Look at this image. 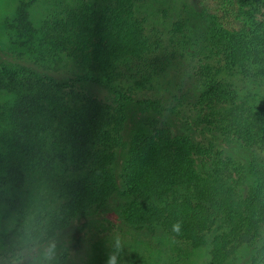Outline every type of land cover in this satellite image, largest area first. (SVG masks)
<instances>
[{"label": "trees", "instance_id": "trees-1", "mask_svg": "<svg viewBox=\"0 0 264 264\" xmlns=\"http://www.w3.org/2000/svg\"><path fill=\"white\" fill-rule=\"evenodd\" d=\"M37 1L4 22L0 210L16 228L0 260L18 236L76 238L74 222L119 194V221L177 255L206 246L208 264H237L247 247L264 264V98L224 76L264 79V0H188L159 23L142 9L154 0H43L40 17ZM133 111L147 115L126 134Z\"/></svg>", "mask_w": 264, "mask_h": 264}, {"label": "rangeland", "instance_id": "rangeland-1", "mask_svg": "<svg viewBox=\"0 0 264 264\" xmlns=\"http://www.w3.org/2000/svg\"><path fill=\"white\" fill-rule=\"evenodd\" d=\"M18 1L0 0V61L8 58L4 22L6 17L14 11ZM187 4L188 0H154L146 3L142 9L146 11L152 22L159 23L160 20H165L164 9L174 19L175 6L180 5L182 8ZM45 8L43 0H38L33 8V14L40 17L44 14ZM224 76L235 83L243 95L254 96L259 101L264 98V79L254 81L243 79L239 75ZM174 77L175 70H171L167 74L164 85ZM94 89L99 91L98 87L94 86ZM146 115L147 113L133 111L126 134L130 133L132 129L142 127ZM228 152L243 160L248 157L249 153L236 143L228 145ZM122 157L123 155L120 162ZM121 202L122 197L116 194L110 201L109 207L100 211V214L76 220L72 225L77 232L76 238L72 237L73 235L71 236L68 231L64 235H58L56 238L42 243L32 236H18L22 248L21 250L18 248L15 255L22 258L15 260L13 259L15 255L10 254L11 256L5 260H0V264H6L11 259L13 260L12 264H53L58 252L64 249L70 252L68 264H106L109 256L114 258V264H208L209 248L206 246L188 249L182 245L183 250L181 252L178 250L177 255V250L169 240L165 239L162 232L153 233L147 229H136L121 223L118 218ZM13 228H16V224L12 218L0 210V232ZM116 246L119 250L115 248ZM2 257L0 256V259ZM237 264H250V253L247 247L239 253Z\"/></svg>", "mask_w": 264, "mask_h": 264}, {"label": "clouds", "instance_id": "clouds-1", "mask_svg": "<svg viewBox=\"0 0 264 264\" xmlns=\"http://www.w3.org/2000/svg\"><path fill=\"white\" fill-rule=\"evenodd\" d=\"M106 264H114V258L109 256Z\"/></svg>", "mask_w": 264, "mask_h": 264}]
</instances>
